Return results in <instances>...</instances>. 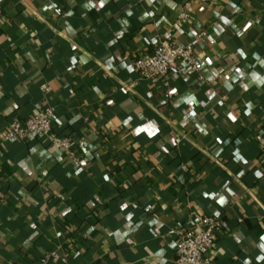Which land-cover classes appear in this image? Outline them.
Listing matches in <instances>:
<instances>
[{"label":"crops","instance_id":"1","mask_svg":"<svg viewBox=\"0 0 264 264\" xmlns=\"http://www.w3.org/2000/svg\"><path fill=\"white\" fill-rule=\"evenodd\" d=\"M199 36L170 100L135 70ZM49 106L73 155L5 140ZM258 135L264 0H0V264H176L200 216L222 221L211 264H264Z\"/></svg>","mask_w":264,"mask_h":264},{"label":"built area","instance_id":"2","mask_svg":"<svg viewBox=\"0 0 264 264\" xmlns=\"http://www.w3.org/2000/svg\"><path fill=\"white\" fill-rule=\"evenodd\" d=\"M181 21L187 22L188 15H182ZM200 36L188 45H180L168 38H162L152 53L138 56L134 67L139 76L145 80H159L164 89V97L172 98L171 78L175 72L184 69L198 70L196 46ZM56 110L54 107L41 109L24 121H14L5 134V140L24 141L30 136L47 140L72 153L69 140L54 133ZM261 149V162L264 165V138L257 136ZM83 147L84 142H79ZM222 227V221L216 216H200L189 226L175 231L177 250L176 264H211L209 254L216 244V232ZM132 245L133 241L127 240ZM60 259L57 252H53L39 261L38 264H55Z\"/></svg>","mask_w":264,"mask_h":264},{"label":"trees","instance_id":"3","mask_svg":"<svg viewBox=\"0 0 264 264\" xmlns=\"http://www.w3.org/2000/svg\"><path fill=\"white\" fill-rule=\"evenodd\" d=\"M60 135H61V133H60Z\"/></svg>","mask_w":264,"mask_h":264}]
</instances>
